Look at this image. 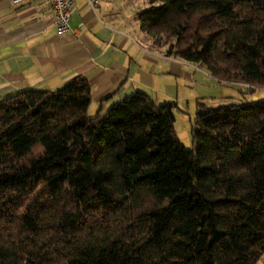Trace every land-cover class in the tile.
I'll return each instance as SVG.
<instances>
[{"label": "trees", "instance_id": "obj_1", "mask_svg": "<svg viewBox=\"0 0 264 264\" xmlns=\"http://www.w3.org/2000/svg\"><path fill=\"white\" fill-rule=\"evenodd\" d=\"M148 5L140 31L166 57L264 90V0ZM90 103L82 76L0 99V264H258L264 98L197 103L195 151L174 102Z\"/></svg>", "mask_w": 264, "mask_h": 264}, {"label": "crops", "instance_id": "obj_2", "mask_svg": "<svg viewBox=\"0 0 264 264\" xmlns=\"http://www.w3.org/2000/svg\"><path fill=\"white\" fill-rule=\"evenodd\" d=\"M148 6V0H101L91 8L74 0L70 30L58 35L47 0H0V99L54 91L82 76L95 113L137 91L156 104L170 100V78L190 81L195 74L188 73L190 63L166 57L165 48L140 31L136 17Z\"/></svg>", "mask_w": 264, "mask_h": 264}, {"label": "rangeland", "instance_id": "obj_3", "mask_svg": "<svg viewBox=\"0 0 264 264\" xmlns=\"http://www.w3.org/2000/svg\"><path fill=\"white\" fill-rule=\"evenodd\" d=\"M190 66L192 67L188 73L190 76L191 74H195V76L190 81L184 76L170 78L172 86L166 91L170 100L159 101L158 104L161 105L165 102L176 104L174 130L177 138L186 150L195 151L196 147L192 140L191 130L194 124L197 103L215 106L225 101H239L243 98L258 100L264 98V90L258 89L254 94H248L247 90L240 85L219 83L203 68H198L193 64H190ZM240 91L244 94L242 95ZM104 113H100V115ZM88 115H95L93 108L88 110Z\"/></svg>", "mask_w": 264, "mask_h": 264}, {"label": "built area", "instance_id": "obj_4", "mask_svg": "<svg viewBox=\"0 0 264 264\" xmlns=\"http://www.w3.org/2000/svg\"><path fill=\"white\" fill-rule=\"evenodd\" d=\"M100 1L85 0L86 4L91 8L97 7ZM47 2L50 6L51 20L55 32L58 35L69 32V20L74 11V0H47Z\"/></svg>", "mask_w": 264, "mask_h": 264}]
</instances>
